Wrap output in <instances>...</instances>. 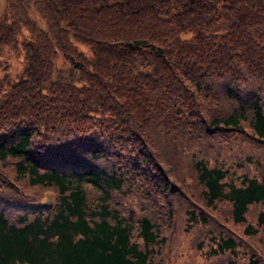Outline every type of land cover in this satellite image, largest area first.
I'll return each instance as SVG.
<instances>
[{"label": "trees", "instance_id": "trees-1", "mask_svg": "<svg viewBox=\"0 0 264 264\" xmlns=\"http://www.w3.org/2000/svg\"><path fill=\"white\" fill-rule=\"evenodd\" d=\"M50 1L43 25L23 1L0 16V264H153L173 258L183 216L220 264H264L245 235L264 229V172L236 182L196 155L199 201L180 169L198 143L213 154L240 134L264 146V0H98L115 23L90 26L88 50ZM45 193L53 203L32 207ZM252 203L257 225L241 233L229 221Z\"/></svg>", "mask_w": 264, "mask_h": 264}, {"label": "rangeland", "instance_id": "rangeland-1", "mask_svg": "<svg viewBox=\"0 0 264 264\" xmlns=\"http://www.w3.org/2000/svg\"><path fill=\"white\" fill-rule=\"evenodd\" d=\"M15 1H18L19 3L22 1L25 3H29L30 9H33L31 11L32 17L36 18L39 21L40 25H43L47 23V21H50L45 17L46 15L45 6H47L46 10L49 13H53L56 11V9L52 8V6L50 5L51 3L50 0H46L47 3L49 4L45 6L43 5V2L45 0H38L36 2H34V0H0V16L1 17L4 16L7 10H9L8 3L10 4L11 2L13 3ZM97 1L98 0H80L77 2L74 0L70 4V6L66 4V0H53L52 1V4L57 3V6H59L60 8H66L67 16H73L76 18L79 28L82 30L81 33H79L78 35V37L80 39L82 38V41H83V43L80 44V46L86 50H88V45H89L87 42L91 41L90 38L86 37V35L89 32L90 26H104L110 23H115L114 21L108 22L110 19V16L102 15L101 13L103 11L98 10L96 8ZM117 36L121 37L123 35L121 34V32L118 31ZM59 64H64V62L62 61ZM19 66L21 67V65H19L18 63L13 62V69L11 71V74L17 71ZM243 67H245V65H243ZM1 71H3L2 68H1ZM217 80L218 79L209 77L206 79V82H210L214 84L216 83ZM1 89H2V86L0 87V94H1ZM249 113H251V110L249 111ZM248 115L250 116V114ZM72 133H73L72 131H69L66 133V135H69ZM246 137L247 139L245 138V135L237 134L235 138L228 139L226 142L222 144H213V146L210 148L213 154H211L210 152H205V151L200 150L199 149V147H201L200 143L190 148L187 151V153L185 152L182 153L180 157V164H181L180 169H181L182 175L187 181L188 188H190L193 191L192 194L195 196L196 199L201 201L200 196H199L200 186L195 184V172L191 167L193 163V158H197L196 155H198V157L204 156L208 160V162L212 165L219 163L225 167H229L231 171L230 174L234 176L236 182L241 181V178L244 172H247L249 176H252L254 174L259 176L261 173L264 172L263 141L259 140L256 142L253 138H250L248 136ZM60 141L61 140L57 138V140L51 143L59 144ZM192 151H195V153L191 154ZM175 153H176L177 159L179 160L177 152ZM246 153H249L251 157H248V160H244L243 165L237 166L233 164V162H236L237 160L242 159ZM8 169L14 172L12 165H8ZM37 186L35 185L28 186V188L31 190H38ZM200 195L202 196V194ZM51 197H53L51 193H45L43 194L42 197H39L38 202L46 201V203L49 204ZM3 198H5V195L3 196ZM202 198L204 199L203 196ZM111 203H113V201H111ZM220 206H221L222 211H218V212L214 211V212L220 214V216L225 219V215L230 213V207H229L230 205L226 201H223L220 203ZM226 206L227 208L224 209V207ZM261 207H262L261 203H252L249 206L248 212L246 214V221L243 223H240L239 225L233 224L229 220L227 221H229L238 230H240L241 233H244L242 229L244 228L245 224L252 223L254 226L257 225V219H256L257 212ZM221 221L225 222V220L223 219H221ZM198 223L199 221H190V226L188 228L186 227V216H183L178 226L179 232L176 235L177 247L173 251L174 252L173 258L170 256L161 261V258L156 253H154L155 263L154 262L152 263L153 264H207V261L213 257V260L211 261L210 264H215L217 259L219 258H220V262L218 264H220L222 260L226 259L225 256H220V255L215 256L209 253V247L212 243H214L209 238V234L208 236L205 237L206 244L201 243L198 247V242L201 239L200 233L202 232L204 228L203 226L197 227L199 225ZM173 224L175 226L177 223L174 221ZM204 226H206L207 228L208 224H204ZM165 231H166L165 228L160 227V230L158 231L159 236L164 234ZM245 235L251 239H254L255 242H257L260 246H262V253L264 256V229L261 226H259L255 235H249V234H245ZM153 246H154V249L157 250L158 248H160V242L158 241ZM244 251H246V253L242 254L243 258L252 252L248 245H246ZM236 264L238 263L236 262Z\"/></svg>", "mask_w": 264, "mask_h": 264}]
</instances>
